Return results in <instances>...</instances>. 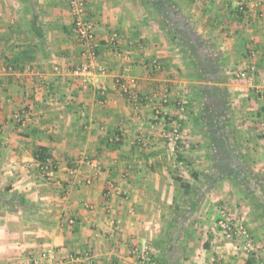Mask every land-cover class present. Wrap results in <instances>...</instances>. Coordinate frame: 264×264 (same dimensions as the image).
<instances>
[{
    "label": "crops",
    "instance_id": "obj_1",
    "mask_svg": "<svg viewBox=\"0 0 264 264\" xmlns=\"http://www.w3.org/2000/svg\"><path fill=\"white\" fill-rule=\"evenodd\" d=\"M149 1L87 0L106 71L85 85L72 72L87 48L68 0H0V188L36 207L0 206V264H47L48 248L77 264H264V220L239 201L229 208L258 250L221 237L216 198L233 195L232 179L205 166L239 149L264 173V0H164L176 29L209 43L197 46L200 70ZM176 123L183 140L169 158ZM41 148L57 163L53 180L34 165Z\"/></svg>",
    "mask_w": 264,
    "mask_h": 264
},
{
    "label": "built area",
    "instance_id": "obj_2",
    "mask_svg": "<svg viewBox=\"0 0 264 264\" xmlns=\"http://www.w3.org/2000/svg\"><path fill=\"white\" fill-rule=\"evenodd\" d=\"M69 8L73 17V26L76 31V34L79 40L87 48V57L83 63L74 67L73 74L76 77L81 78L82 82L86 85L89 82L90 76L95 72H105L106 68L100 65L97 61L98 53L97 50L100 46V41L96 34L95 23L86 16L87 11V0H68ZM249 6L248 1L240 2V9L245 10ZM252 72L257 71L256 65H252ZM246 73L239 72L238 76H244ZM136 80H133L132 83H135ZM136 97V96H135ZM163 101H166V95H162ZM27 111H21L15 114V117L18 121H23ZM159 127V125H157ZM166 137V152L169 158H173L177 155L178 146L183 140V134L180 130V124L176 123L172 125V128L165 133ZM86 159V158H85ZM36 168L44 175L48 180H53L55 170L57 169V163L52 157H48L44 160H37L34 164ZM71 172L73 174L78 173V167H71ZM87 182H91V179H87ZM110 190L113 188V183H109ZM70 222L73 223V219H70ZM217 228L221 237L229 241H240L241 249L250 254L256 253L258 250L257 243L253 236L251 235L247 224L244 220L236 216L231 209L227 207H221L218 211L217 216ZM147 249H141L139 254L143 257L146 255ZM42 258L48 260L47 264H77V257L69 261L60 260L57 256V251L53 248H48L42 253ZM70 262V263H69ZM37 263V261H35Z\"/></svg>",
    "mask_w": 264,
    "mask_h": 264
},
{
    "label": "trees",
    "instance_id": "obj_3",
    "mask_svg": "<svg viewBox=\"0 0 264 264\" xmlns=\"http://www.w3.org/2000/svg\"><path fill=\"white\" fill-rule=\"evenodd\" d=\"M153 3H155L159 14L163 16L161 23H169V26L166 28V30H168L167 33L169 34V36L187 50L193 68L196 70L204 69V66L200 62L203 53L197 50V46H204L208 49V47H210L209 43H207V41H205L202 37H199L198 40H195L192 38L190 33L184 34L183 32H180L179 29H176L175 26L170 22L169 18H166V15H169V12L166 11V13H163V11L161 10L162 6L164 7L165 5H167L166 1L154 0ZM217 67L216 71L220 74L221 71ZM218 90L220 91L221 89L218 87ZM224 124L226 125V123ZM220 149L221 148H219L218 150ZM224 152L225 149L223 146L219 153L224 154ZM238 152L239 153H235V155H231V153H228L227 161L220 163L216 167V176H219V174H221L222 176H229L232 180L237 181L244 188L246 195L249 198L254 199V206L262 208V211L264 212V173L254 170L249 166V164L243 162L242 155L239 149ZM37 153V158L39 160H44L48 157H52L47 153V150L45 148L39 149ZM182 186L183 188H185V196L188 197L190 188L185 183H182ZM192 198H194L195 200L197 196H193ZM0 206L5 207L9 210L21 209L24 211L36 209V207L28 201L25 195H23L19 191L13 190L12 187H6L4 189L0 188ZM167 260V257H164L162 260L163 264H167Z\"/></svg>",
    "mask_w": 264,
    "mask_h": 264
},
{
    "label": "rangeland",
    "instance_id": "obj_4",
    "mask_svg": "<svg viewBox=\"0 0 264 264\" xmlns=\"http://www.w3.org/2000/svg\"><path fill=\"white\" fill-rule=\"evenodd\" d=\"M203 156H204V154H202ZM207 161H208V163H209V158L208 159H206V161H205V166H206V168L207 169H209V172H212V174H210L211 175V177L214 179L215 177H217L216 175H217V173H216V167H214L213 166V163L211 162V164L209 165L208 163H207ZM202 163V162H201ZM202 167V166H201ZM209 167V168H208ZM200 168V167H199ZM203 168V167H202ZM201 169V168H200ZM190 171H194V170H192V169H190ZM261 171V170H260ZM218 178H222V175L221 174H219V176H218ZM209 179V178H208ZM217 180H219V179H215L213 182H215V181H217ZM208 181V180H207ZM210 184H211V180H210V182H209ZM208 185V184H207ZM220 186V185H219ZM218 186V188H222L221 186L219 187ZM231 189H232V192L230 193V195H232V196H230V198H228L226 201H224V200H218V198H216L217 199V208H216V218H217V215H218V211H219V209L221 208V207H227V208H229V206H230V203L228 202V200L230 201V200H236V202L237 201H239L238 202V204H240V205H242V206H245V207H247V208H249V215H255V216H259L262 220H264V212L262 211V208H260V207H257V206H254V203H255V201H254V199L253 198H249L247 195H246V193H245V191H244V188L242 187V185L241 184H239L237 181H233L232 180V182H231ZM206 188V187H205ZM204 188V189H205ZM234 198V199H233ZM212 203H215V202H212ZM216 205V204H215ZM230 209V208H229ZM248 211V210H247ZM185 212L186 211H183V212H181V214H185ZM188 214V213H187ZM183 217V216H182ZM216 223H217V219H216ZM197 228V227H196ZM249 229V228H248ZM200 231V230H199ZM249 231H250V229H249ZM250 233H251V231H250ZM200 234H201V232H200ZM251 235H252V233H251ZM253 236V235H252ZM253 238H254V236H253ZM198 243V242H197ZM203 243V242H202ZM169 245H170V243H169ZM173 245V244H172ZM177 245L175 244V246H173V248L175 247V248H177L176 247ZM180 247V246H179ZM179 247L177 248V249H175V252H174V255H176V256H178L177 255V253L178 252H180L179 251ZM142 248H139L138 249V253H139V251L141 250ZM176 253V254H175ZM173 264V263H172ZM175 264V263H174ZM187 264H189V263H187Z\"/></svg>",
    "mask_w": 264,
    "mask_h": 264
}]
</instances>
